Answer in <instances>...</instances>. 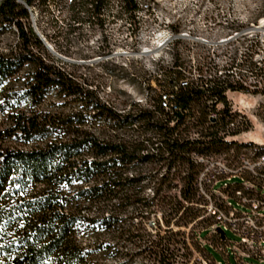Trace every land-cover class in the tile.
<instances>
[{
    "label": "trees",
    "instance_id": "16d2710c",
    "mask_svg": "<svg viewBox=\"0 0 264 264\" xmlns=\"http://www.w3.org/2000/svg\"><path fill=\"white\" fill-rule=\"evenodd\" d=\"M114 1L0 0V264H189L194 257L196 244L182 230L202 211L189 154L225 145L228 91L264 94V66L249 55L246 75L231 81L203 60L199 76L189 77L178 54L154 104L117 108L49 52L31 20L37 8L49 15L46 38L70 56V35L86 23L104 32L109 10L137 23L138 0H119V8ZM9 32L16 40L3 49ZM250 75L258 81L247 83ZM191 233L193 240L195 226Z\"/></svg>",
    "mask_w": 264,
    "mask_h": 264
},
{
    "label": "rangeland",
    "instance_id": "374dc122",
    "mask_svg": "<svg viewBox=\"0 0 264 264\" xmlns=\"http://www.w3.org/2000/svg\"><path fill=\"white\" fill-rule=\"evenodd\" d=\"M138 1L141 9L136 16L137 23L132 22L134 17L125 10H109V23L104 32L95 31L88 23L73 32L70 35V56L58 52L46 38L49 15L42 16L37 8L32 12V25L49 52L64 61L73 74H83L93 81L104 101L117 108H124L132 100L154 104L162 92L164 69L173 66L178 54L185 62L189 77L199 76L195 69L203 60L210 62L212 72L219 70V76L231 81L246 75L245 60L249 55L257 65L264 66V0ZM114 2L119 8V0ZM61 11L56 9L51 13L61 18ZM87 37H90L89 41L83 40ZM177 39L181 42L175 45ZM2 40L1 46L5 49L15 42L16 35L9 32ZM92 52L101 55L82 58ZM247 79L249 84L258 81L252 75ZM254 89L251 87V92L228 91V96L234 108L247 115L251 125L240 138L264 144V94L253 92ZM191 130L199 132L201 127ZM194 134L199 136L200 133ZM174 184L179 186L183 182ZM229 200L237 209H245L234 197L230 196ZM202 214L201 211L200 216ZM157 218L152 216L151 226ZM210 222V218H204L190 226H182L189 242L196 244L189 264H216L212 257L221 264H236L233 254L227 260L210 242L205 244L204 250L197 236L193 240L190 238L194 226L198 233ZM227 236L238 240L229 230ZM200 238L210 240L213 236L210 230H204Z\"/></svg>",
    "mask_w": 264,
    "mask_h": 264
},
{
    "label": "built area",
    "instance_id": "2783aa9c",
    "mask_svg": "<svg viewBox=\"0 0 264 264\" xmlns=\"http://www.w3.org/2000/svg\"><path fill=\"white\" fill-rule=\"evenodd\" d=\"M229 103L226 128L219 132L225 145L206 153L189 154L198 166L194 186L201 200L196 205L203 214L197 220L211 219L197 233V239L203 247L210 242L227 260L233 254L236 264H264V144L240 138L251 125L247 115L236 110L230 99ZM183 186L184 183L179 184L180 188ZM230 196L245 209H237ZM219 227L225 230L226 238ZM204 230H210L213 239L200 238ZM227 230L238 240L228 238Z\"/></svg>",
    "mask_w": 264,
    "mask_h": 264
},
{
    "label": "water",
    "instance_id": "95a60500",
    "mask_svg": "<svg viewBox=\"0 0 264 264\" xmlns=\"http://www.w3.org/2000/svg\"><path fill=\"white\" fill-rule=\"evenodd\" d=\"M22 2H24V1H22ZM218 230L221 232V234H222V237L223 238H226V232H225V230L224 229H222V228H218Z\"/></svg>",
    "mask_w": 264,
    "mask_h": 264
}]
</instances>
